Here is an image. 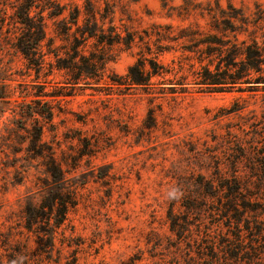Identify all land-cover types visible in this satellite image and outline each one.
<instances>
[{
	"label": "rangeland",
	"instance_id": "obj_1",
	"mask_svg": "<svg viewBox=\"0 0 264 264\" xmlns=\"http://www.w3.org/2000/svg\"><path fill=\"white\" fill-rule=\"evenodd\" d=\"M0 87V264H264V0H0Z\"/></svg>",
	"mask_w": 264,
	"mask_h": 264
},
{
	"label": "trees",
	"instance_id": "obj_2",
	"mask_svg": "<svg viewBox=\"0 0 264 264\" xmlns=\"http://www.w3.org/2000/svg\"><path fill=\"white\" fill-rule=\"evenodd\" d=\"M36 29H37V33L34 34L31 41L28 42L26 44L27 46L24 47V49L22 50L23 53H25V54H27V51H31V47H34L33 44L38 45L39 41L44 36V30H43L41 23H36ZM91 35H93V33L88 32V36H91ZM131 70L136 71V76H132V74H130ZM139 70H140V68L138 65H133L131 68H129L128 73L126 74V77L129 78V80L131 81L130 83L138 84V85L147 83L146 81L149 80L150 73L147 72L146 74H144V73L141 74V70L140 71ZM210 83H217V82L211 81ZM5 97L6 96L4 95V92L1 90V87H0V98H5ZM45 111H46L47 117L50 119L52 116L51 111L50 110H45ZM38 136H39V134H38ZM47 167H48L47 171L50 173L52 178H56L57 180H59V179L61 180L62 174H61V170L59 168H57L55 165H53L51 163L48 164ZM52 197H53L54 201L56 199V201H55L57 203L56 208H55L56 212L53 213L52 216H50V214H49V218H48L47 223L51 225V230L43 238V242L41 245L42 251H47L49 248L50 249L53 248V246H54V229L53 228H57L63 223V221L65 220V217H66V210L68 208V205L73 204V200H71V198H69L68 196H61V195L56 194V195H53ZM45 207H47L48 209H52V206H49L47 204H43L41 202L39 204L38 209L34 210V214L36 216L35 215L33 216V213L31 212V214H30L31 218L26 221V228L27 229H30L32 227L31 226L32 225L31 220H34V219L37 220L38 215H41L40 213H44ZM39 208H40V210H39ZM50 219H52V223L49 222Z\"/></svg>",
	"mask_w": 264,
	"mask_h": 264
}]
</instances>
